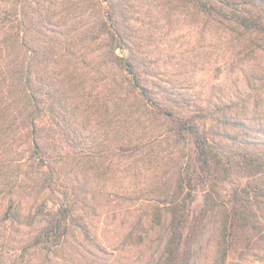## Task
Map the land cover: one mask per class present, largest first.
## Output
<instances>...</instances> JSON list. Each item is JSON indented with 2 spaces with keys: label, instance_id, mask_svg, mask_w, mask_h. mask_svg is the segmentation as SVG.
<instances>
[{
  "label": "rangeland",
  "instance_id": "rangeland-1",
  "mask_svg": "<svg viewBox=\"0 0 264 264\" xmlns=\"http://www.w3.org/2000/svg\"><path fill=\"white\" fill-rule=\"evenodd\" d=\"M18 3L33 45L87 56L42 63L55 113L42 149L15 141L23 168L0 165V264H264V25L242 24L264 0ZM59 209L66 229L41 234Z\"/></svg>",
  "mask_w": 264,
  "mask_h": 264
},
{
  "label": "trees",
  "instance_id": "trees-1",
  "mask_svg": "<svg viewBox=\"0 0 264 264\" xmlns=\"http://www.w3.org/2000/svg\"><path fill=\"white\" fill-rule=\"evenodd\" d=\"M24 8V5L21 6L22 12L19 13L17 12L19 9L18 0H0V165L16 164L18 168H23L25 163L23 162L24 156L19 155L13 148L15 141L23 138V141L28 145L37 150L42 149L39 130L44 111L48 107L51 112L55 113L54 100L49 103V99L51 100L54 95V87H47V84L42 81V63L47 61L49 63L73 64L82 58V55L85 59L87 56L86 52L79 54V51L73 48L57 49L33 45V39L30 37L31 31H29L30 22ZM242 20V24L249 28L252 26L260 28L264 25L258 19L252 21L245 18ZM40 35L43 34L38 32V37ZM106 57L108 61L123 68V55L117 54L115 48L106 51ZM33 66H36L38 70L34 71ZM125 66L137 80L138 86L147 92L148 87L142 83L132 62H125ZM189 119L182 117L180 120L185 122V125ZM50 122L53 125L52 130L54 129L56 132L57 123L54 117ZM184 125L180 124L179 130H184ZM204 143L206 144V142ZM201 144L200 153L207 157L203 162L210 170L216 166V163H220V160H216L218 159L217 155H212L207 146ZM50 154L52 158L70 156V153H64L63 148L59 145L53 148ZM212 160H214L213 163ZM8 184V181L0 183L3 188ZM11 188L14 187L4 191L2 195V199L6 198L10 201L7 210L9 218L20 223L26 222L29 220V215L20 205V199L15 202L16 198L10 195ZM65 219L64 210H57L41 234L54 233L55 237H59L58 232L67 227L63 224Z\"/></svg>",
  "mask_w": 264,
  "mask_h": 264
}]
</instances>
